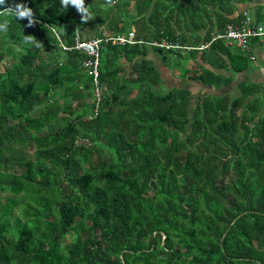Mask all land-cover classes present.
Returning a JSON list of instances; mask_svg holds the SVG:
<instances>
[{
  "label": "trees",
  "instance_id": "trees-1",
  "mask_svg": "<svg viewBox=\"0 0 264 264\" xmlns=\"http://www.w3.org/2000/svg\"><path fill=\"white\" fill-rule=\"evenodd\" d=\"M249 1L90 0L86 23L60 0L0 5L36 21L0 17V264H264V92L162 91L146 57L152 47L180 78L221 88L250 61L211 40ZM131 26L140 43H101L95 110L87 55L60 43ZM200 30L211 42L197 49ZM162 38L178 46L147 43Z\"/></svg>",
  "mask_w": 264,
  "mask_h": 264
},
{
  "label": "built area",
  "instance_id": "built-area-1",
  "mask_svg": "<svg viewBox=\"0 0 264 264\" xmlns=\"http://www.w3.org/2000/svg\"><path fill=\"white\" fill-rule=\"evenodd\" d=\"M243 16L235 21L228 22L223 28L222 32H219L212 38L222 39L226 46L235 47L247 56L250 60H254V44H264V20L257 21L256 18L251 15L247 9L242 11ZM202 44L197 48H203L210 44V42ZM111 42L112 44H135L140 42L135 37L134 31H130L127 34H108L105 30L101 32L100 36H94L90 39H83L80 29H76L74 32L73 43L71 46H66L62 42L60 45L65 50L75 49L79 50L87 55L82 65L90 73L92 79L93 92L96 97L95 110L99 108L102 97L104 96L105 87L100 82L99 67L101 61V43ZM151 45L161 47H177V44L168 42L166 40L153 41Z\"/></svg>",
  "mask_w": 264,
  "mask_h": 264
},
{
  "label": "crops",
  "instance_id": "crops-1",
  "mask_svg": "<svg viewBox=\"0 0 264 264\" xmlns=\"http://www.w3.org/2000/svg\"><path fill=\"white\" fill-rule=\"evenodd\" d=\"M263 4H264V0H250L249 2H246L245 4H243V3L242 4L241 3L237 4L236 10L232 14H229V16L231 18H233V17L236 16V14L238 13V11L240 9H242L243 7L245 8L247 6H250V8H251L250 9V14L255 17V11L257 10L256 8H258L259 5H263ZM132 5H133V1H131L129 9L132 7ZM211 9H213V8L211 7L210 10ZM261 11L262 12L264 11V7L261 9ZM171 24H172L173 29L176 31V33L185 32L186 34H189V33L191 34V28L188 27V23H187V21L185 19L183 21H176L174 19ZM180 27L182 29H180ZM131 28H135V27L131 26ZM197 33L200 36L199 39H201L200 40V44H202L203 43L202 37H203L204 31L200 30ZM253 44H254V54H255L254 60H252V61L250 60V65L246 69H244V70H242L240 72H237L236 74H233V79L230 82V84L228 83L229 85L225 84L221 88H214L212 86H206L203 83H201L200 81H195V82H200L201 84L192 85V84L189 83L190 86L192 85L191 88H190L191 89V93L203 94V92L204 93L212 92L214 94H223V93L226 94V92H228V90L233 88L232 90H236L235 91V96H236V95L239 94V92H238V84L240 82H246V81L250 82V84H253L256 87L258 86V89L260 91L262 90V92H264V44H258V45L256 43H253ZM155 51L156 50H154L152 47H150L148 49L146 57L148 59L152 60L153 64L157 68L158 65L156 64V61L159 60V62H160L161 58L155 59V57L151 56V55H153L152 53H154ZM157 53H159V52H157ZM160 57H161V55H160ZM196 58L197 59L199 58V52L197 53ZM167 67H169V66H167ZM157 69H159V68H157ZM170 69L172 70L173 78H177L176 75H178L179 72L177 70H175V69H172V68H170ZM218 71H220L222 74H224L226 76L232 75V72L230 70L223 69V70H218ZM167 74H168L167 70L164 71V72L160 71V76H161L162 80H164V78L168 77ZM177 79H179V76H178ZM182 80L185 81L186 79L182 78ZM188 82H189V80L185 81L184 85H186V83H188ZM230 87H232V88H230ZM200 90L203 91V92H201Z\"/></svg>",
  "mask_w": 264,
  "mask_h": 264
},
{
  "label": "clouds",
  "instance_id": "clouds-1",
  "mask_svg": "<svg viewBox=\"0 0 264 264\" xmlns=\"http://www.w3.org/2000/svg\"><path fill=\"white\" fill-rule=\"evenodd\" d=\"M85 2L89 3L90 0H60V3L62 5V7L67 8V7H69V5L74 6L77 9V11L82 14V23H86L87 21L92 19L91 13L89 12L88 8L86 7ZM4 4H6V0H0V5H4ZM6 16H14L16 19H25V18H27L29 25H32V24H34L36 22L35 18H34L33 9L31 7H28V6L24 5L23 3L16 4L14 7H7V8H4V9H0V17H6ZM8 26H9L8 19H6V18L5 19H0V32H7ZM78 29H80V28H78ZM103 30H105L108 34L116 35V34H112V33L108 32L106 30V28H101L100 29L101 32ZM131 30L134 31L135 37H136V30L130 29L128 32H130ZM128 32H124V34H127ZM81 34H82V32H81ZM120 34H122V33H120ZM100 35H93L92 37L100 36ZM25 40L29 41V42H34L32 40V36L31 35L25 36ZM161 40L168 41L165 38H162ZM161 40H151V41H149L147 43L149 45H151L150 44L151 42H153V41H161ZM140 42H141V40H140ZM140 42H138V43H140ZM168 42L173 43L172 41H168ZM256 44L258 45L259 43H256ZM151 46H153V45H151ZM197 47H199V46H197ZM162 48H174V47H164L163 46ZM247 59L250 61V59L248 57H247Z\"/></svg>",
  "mask_w": 264,
  "mask_h": 264
},
{
  "label": "rangeland",
  "instance_id": "rangeland-1",
  "mask_svg": "<svg viewBox=\"0 0 264 264\" xmlns=\"http://www.w3.org/2000/svg\"><path fill=\"white\" fill-rule=\"evenodd\" d=\"M248 8L249 9H251L250 8V6H248ZM130 16H125V18H129ZM131 29H134V30H136L135 28H131ZM180 29H182L181 27H180ZM151 46V45H150ZM153 55H151V56H153V57H155V59H159V58H161L160 57V55H159V53H157L156 51L154 52V53H152ZM159 56H158V55ZM156 64L158 65L157 66V68H159V69H157L158 71H159V73H160V71H168V77L167 78H164V80H162L161 81V83H158L157 84V87L156 88H158V85L160 86V90H162V91H165V90H167V89H169V88H172L173 86H176V87H181V86H184V83H185V81L184 80H182V78L180 79V77H179V79H177L178 78V75H176V77L177 78H173V73H172V70L170 69V68H172V67H167V65L166 64H164L163 62H162V60L160 59V62H159V60H157L156 61ZM186 64V66L188 67V68H197V65L195 66V63L192 61V60H190V62H188V63H182V65H185ZM130 68V66L128 65L127 66V69H129ZM221 70H223V69H221ZM179 72V71H178ZM163 77V76H162ZM172 77V78H171ZM160 78H161V76H160ZM162 79V78H161ZM164 81V82H163ZM189 83L190 84H192V85H194V84H201L200 82H195V81H192V80H190L189 81ZM189 83L188 84H186V86H190L189 85ZM230 84V83H229ZM228 84V85H229ZM246 84H248V81H246ZM191 85V86H192ZM191 86H190V88H191ZM228 87V86H227ZM194 88V87H193ZM230 88H232V87H230ZM233 89V88H232ZM232 89H230V90H228V92H226V95L228 96V99L229 100H231L234 96H235V91L236 90H232ZM201 91V90H200ZM201 92H203V91H201ZM238 92H239V90H238ZM259 91L258 90H256V93H258ZM204 93V92H203ZM210 93V92H209ZM252 93H255V91L253 90V92ZM195 94H197V93H192V95L193 96H195ZM242 112V109H240V110H238V113H241ZM181 137H183V138H185V134L184 135H182ZM29 151H32L31 149L29 150Z\"/></svg>",
  "mask_w": 264,
  "mask_h": 264
}]
</instances>
